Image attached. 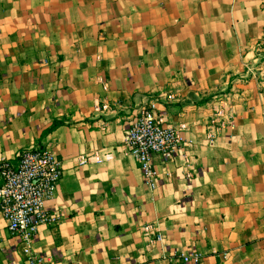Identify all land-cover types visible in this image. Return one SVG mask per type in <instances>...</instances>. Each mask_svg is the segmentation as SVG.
Segmentation results:
<instances>
[{
    "label": "crops",
    "instance_id": "obj_1",
    "mask_svg": "<svg viewBox=\"0 0 264 264\" xmlns=\"http://www.w3.org/2000/svg\"><path fill=\"white\" fill-rule=\"evenodd\" d=\"M150 108L182 127L190 185L176 155L150 190L124 152ZM35 147L62 168L41 264H264V0H0V155ZM25 263L0 216V264Z\"/></svg>",
    "mask_w": 264,
    "mask_h": 264
},
{
    "label": "built area",
    "instance_id": "obj_2",
    "mask_svg": "<svg viewBox=\"0 0 264 264\" xmlns=\"http://www.w3.org/2000/svg\"><path fill=\"white\" fill-rule=\"evenodd\" d=\"M228 114L227 108L222 107L215 112L212 122L226 118V125L232 127L233 121ZM218 125L223 127L222 122ZM181 128L165 124L153 108L141 109L126 123L124 152L135 160L148 189L154 190L159 180L156 159L167 163L176 155L180 159L178 171L181 177L189 185L193 182L197 172L195 159L183 146ZM208 129L206 139L213 140L218 129ZM61 177V164L49 149H26L15 162L0 155V216L20 245L26 257L25 264L42 263L43 257L32 252V244L40 226H53L59 221V215L48 212L45 203L55 197ZM143 232L150 234L148 227ZM162 239L163 236L157 233L152 241ZM178 259L183 264H199L202 256L198 252L181 253Z\"/></svg>",
    "mask_w": 264,
    "mask_h": 264
}]
</instances>
